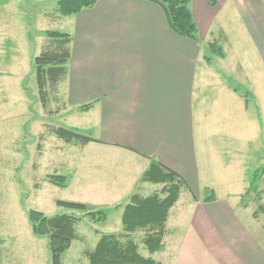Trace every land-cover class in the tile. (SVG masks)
<instances>
[{
  "label": "crops",
  "instance_id": "crops-1",
  "mask_svg": "<svg viewBox=\"0 0 264 264\" xmlns=\"http://www.w3.org/2000/svg\"><path fill=\"white\" fill-rule=\"evenodd\" d=\"M158 1L98 0L92 8L67 18L64 33L70 34L72 41L62 94L66 106L84 116L89 126L85 136L96 140L80 146L84 150L82 163L69 178H93L85 185L101 190V196L92 200V207L116 206L145 187L139 179L153 158L178 173L199 200L193 203L192 215L178 222L181 234L175 238L173 264H264V222L253 217L250 208L241 207L240 196L245 191H235V174L231 180L224 178L227 192L223 199L217 195L216 185L199 184L202 168L194 136L205 78L218 94L224 88L243 98L245 115L253 111L252 93L226 85L215 65L229 59L225 48L231 45L233 11L247 30L243 29L255 34V42L264 47V21L257 0H191L196 41L170 30ZM221 34L227 39L223 59L208 49V43ZM215 101L213 113L220 107ZM87 104H92L91 110L80 112ZM249 126L250 132L251 123ZM257 138L251 133L245 136L243 148L233 146L238 144L237 138L229 139L233 142L231 157L227 149L219 151L224 175L232 169V161L239 164L243 152L244 166L252 160V144ZM218 140L222 144L227 141L221 136ZM259 167H264L263 162L255 169ZM247 170L239 178L241 186L247 185ZM205 188L214 191L215 202L205 203L197 195ZM233 197L237 198L230 206ZM233 211L247 214L236 216Z\"/></svg>",
  "mask_w": 264,
  "mask_h": 264
},
{
  "label": "rangeland",
  "instance_id": "rangeland-1",
  "mask_svg": "<svg viewBox=\"0 0 264 264\" xmlns=\"http://www.w3.org/2000/svg\"><path fill=\"white\" fill-rule=\"evenodd\" d=\"M257 3L264 21V0H257ZM56 4V0H0V264H50L48 238L32 234L27 219L29 210L39 211L46 217L73 214L81 218L76 227L78 240L61 256V264H87L84 253L94 248L100 234L122 232L121 209L111 211L105 222L93 223L81 212L57 206V202L63 201L86 204L91 209L113 208L115 205L92 207V200L101 196V190L94 191L85 185L93 178L77 176L72 181L69 178L64 189L47 182V177L54 173L71 176L75 166L82 163L84 153L80 146H69L56 138L52 129L62 127L83 135L89 131L84 116L77 109L66 106L63 83L58 92L50 94L46 108L39 100L33 60L48 45L46 31L64 32L68 20L59 18ZM233 13L229 23L231 45L225 48L229 59L216 64L215 68L225 76L226 85L233 84L244 93H252L253 111L245 115L243 98L224 88L218 94L213 91L212 82L205 78L199 97L201 115L198 110L194 129L198 140L197 162L202 168L199 184L216 185L221 199L227 192L224 178L231 180L235 174L233 180L236 179V183H232L236 186L235 191L241 188L239 191L244 192L247 185L241 186L239 178L245 168L253 171L261 162L264 164V47L255 42V34L251 36L244 30L236 11ZM214 101L220 107L217 106L213 113ZM250 133L251 137H258L252 144L255 151L252 160L244 166L243 152L237 161L243 168L232 161V169L224 175L219 151L227 149V155L231 157L229 150L233 146L243 148L242 141ZM218 136L227 141L222 144ZM232 137L238 139L236 146L229 140ZM261 187L264 189V181ZM159 189L160 186L145 184L143 189L139 188V193L148 196ZM193 195L182 193L171 209L164 239L166 249L152 255L158 264L174 263L173 249L178 242L175 238L181 234L178 222L181 217L191 216L193 203L199 201ZM197 195L203 201L202 190ZM233 198L228 201L230 206L235 204L237 197ZM127 201L118 204L125 205ZM261 204L264 205V196ZM248 208L253 214L257 204L249 201ZM234 213L236 216L247 214ZM258 218L264 222L262 213ZM140 246V254L149 257Z\"/></svg>",
  "mask_w": 264,
  "mask_h": 264
},
{
  "label": "trees",
  "instance_id": "trees-1",
  "mask_svg": "<svg viewBox=\"0 0 264 264\" xmlns=\"http://www.w3.org/2000/svg\"><path fill=\"white\" fill-rule=\"evenodd\" d=\"M98 0H58L56 14L59 18L74 16L84 9L92 8ZM191 0H160L157 4L163 9L170 30L181 36L196 41L197 28L189 9ZM48 45L33 60L36 76L38 96L43 108H46L50 94L58 92L60 84L67 76V64L70 60V44L72 37L68 33L47 30ZM226 37L221 34L218 40L208 43L210 53L223 59L225 57L224 43ZM207 63L210 58L204 57ZM247 93L244 96L247 106ZM92 104L79 108L80 112H88ZM54 136L69 146H84L96 142L76 130L66 128L52 129ZM69 177L51 174L47 182L59 188H66ZM245 181L247 188L240 196L242 208H247L249 201L257 204L253 217L264 215V205L261 204L264 189V167L253 171H246ZM139 184L160 186L158 191L151 195L142 196L137 190L125 205L119 204L113 208L91 209L86 204L73 202H57L58 207L81 212L83 217L93 223H102L108 219L114 209H121L122 232L117 235L100 234L99 239L91 250L85 251L87 264H158L152 255L165 250L164 239L167 235V221L171 209L176 205L183 192L192 194L186 181L176 172L161 165L150 158L147 170L139 179ZM195 199V196L193 195ZM216 201L212 189L203 190V202ZM27 219L31 232L36 237L48 238L50 264H61V256L70 249L72 243L78 240L76 227L81 218L73 214L46 217L43 213L29 210ZM149 254L143 257L140 254L141 246Z\"/></svg>",
  "mask_w": 264,
  "mask_h": 264
}]
</instances>
